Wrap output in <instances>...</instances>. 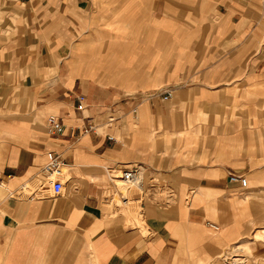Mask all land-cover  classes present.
I'll return each instance as SVG.
<instances>
[{"label":"crops","instance_id":"0c3cea01","mask_svg":"<svg viewBox=\"0 0 264 264\" xmlns=\"http://www.w3.org/2000/svg\"><path fill=\"white\" fill-rule=\"evenodd\" d=\"M133 167L141 227L106 203ZM258 230L264 0H0V264L264 259Z\"/></svg>","mask_w":264,"mask_h":264},{"label":"built area","instance_id":"2783aa9c","mask_svg":"<svg viewBox=\"0 0 264 264\" xmlns=\"http://www.w3.org/2000/svg\"><path fill=\"white\" fill-rule=\"evenodd\" d=\"M79 105L78 108L82 109L85 101V97L83 95L78 96ZM47 128L51 135L60 136L64 133L65 127L61 119L50 116L47 119ZM92 127H90L91 130ZM110 140H114L113 138H109ZM46 172L50 176V185L54 196H60L63 194L64 190V176H65V169L64 163L61 157L57 154H48V163L45 168ZM109 179L110 182L114 183L115 181H121L123 183L124 189L119 190L118 196L115 197H108L106 198V203L110 206L119 207L123 205H128L131 203V193L132 187L138 184L140 178L138 174L137 168L133 167L131 169H123L120 172L116 170H109ZM229 181L231 183H238L240 187L246 188L248 186V180L244 175L239 174H230ZM115 186H118L114 183ZM115 198H119L118 204L114 205L116 201ZM211 227L215 230H218L219 227L215 224H211Z\"/></svg>","mask_w":264,"mask_h":264},{"label":"rangeland","instance_id":"374dc122","mask_svg":"<svg viewBox=\"0 0 264 264\" xmlns=\"http://www.w3.org/2000/svg\"><path fill=\"white\" fill-rule=\"evenodd\" d=\"M118 188L120 190L124 189L123 183L122 182H117ZM135 192H137V190L135 189ZM27 193H31V191H27ZM116 201L114 202V205L118 204L117 202L119 201V198H115ZM133 203H130L127 207V211L129 213L130 216H132V218L134 219L136 225H138L139 227L142 226L143 224V219L140 216V214L138 213L139 208H136V206H132ZM136 205V204H135ZM113 207V206H112ZM112 207L110 206V208H108L109 210L112 209ZM139 207V206H138ZM264 230H258L254 233L253 235V239L254 240H262L264 241V235L262 234L260 238H256L255 235L258 233H263ZM259 234V235H260ZM253 254L251 253V250L249 248V245H244L242 247L239 248H234L232 249L229 253L226 254V256H224L225 259V264H262L264 263L263 261H261V259H255L252 256ZM259 262V263H258Z\"/></svg>","mask_w":264,"mask_h":264},{"label":"bare ground","instance_id":"6f19581e","mask_svg":"<svg viewBox=\"0 0 264 264\" xmlns=\"http://www.w3.org/2000/svg\"><path fill=\"white\" fill-rule=\"evenodd\" d=\"M65 176H66V175H65ZM65 176H64V177H65ZM120 182H121V181H120ZM28 186H29V185H28ZM40 186H41V184H40ZM26 187H27V186H26ZM36 188H37V187H36ZM41 188H42V187H41ZM23 189H24V188H23ZM24 191H26V190H24ZM24 191H23V192H24ZM138 192H139V191H138ZM21 193H22V192H21ZM24 193H25V192H24ZM38 194H39V193H38ZM139 202H140V201H139ZM259 234H260V233H259ZM259 234L257 233V234L255 235V237H256V238H260L262 234L264 235V231H263V233H261L260 235H259ZM261 261L264 262V259H261ZM258 263H259V262H258ZM262 264H264V263H262Z\"/></svg>","mask_w":264,"mask_h":264}]
</instances>
